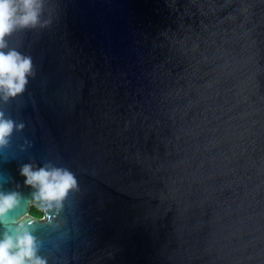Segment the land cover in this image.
<instances>
[{
  "label": "water",
  "instance_id": "obj_1",
  "mask_svg": "<svg viewBox=\"0 0 264 264\" xmlns=\"http://www.w3.org/2000/svg\"><path fill=\"white\" fill-rule=\"evenodd\" d=\"M0 152L70 170L49 264H264V0H46ZM7 177L13 183H5ZM22 206L14 215L22 214ZM54 248H58L53 252Z\"/></svg>",
  "mask_w": 264,
  "mask_h": 264
},
{
  "label": "clouds",
  "instance_id": "obj_2",
  "mask_svg": "<svg viewBox=\"0 0 264 264\" xmlns=\"http://www.w3.org/2000/svg\"><path fill=\"white\" fill-rule=\"evenodd\" d=\"M46 0H0V102L8 103L21 95L34 76L32 59L14 48H9L7 37L18 31L47 27L51 21L43 20ZM24 125L0 111V152L6 150L14 132ZM21 185L4 189L0 185V264H49L42 255L44 241L35 233L36 225H45L50 233L65 230L61 217L70 193L78 188L75 175L68 169L51 163L42 166L23 163L18 167ZM5 183H13L7 177ZM22 206L26 211L14 215ZM33 209L37 214H33ZM54 248L52 251H57Z\"/></svg>",
  "mask_w": 264,
  "mask_h": 264
},
{
  "label": "trees",
  "instance_id": "obj_3",
  "mask_svg": "<svg viewBox=\"0 0 264 264\" xmlns=\"http://www.w3.org/2000/svg\"><path fill=\"white\" fill-rule=\"evenodd\" d=\"M33 214H34V215L37 214L36 211H35L34 209H33Z\"/></svg>",
  "mask_w": 264,
  "mask_h": 264
}]
</instances>
